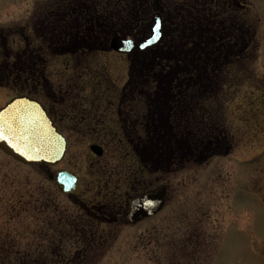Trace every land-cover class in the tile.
Masks as SVG:
<instances>
[{
    "label": "rangeland",
    "instance_id": "rangeland-1",
    "mask_svg": "<svg viewBox=\"0 0 264 264\" xmlns=\"http://www.w3.org/2000/svg\"><path fill=\"white\" fill-rule=\"evenodd\" d=\"M243 1L237 14L253 24L249 58L216 67L223 88L207 86L202 98L195 88L182 95L192 101L190 122L170 114V106L159 133L167 139L162 158L148 134L165 127L152 118L148 101L155 92L153 102L169 105L179 93L150 85L151 70L138 67L142 58L111 50L110 41L90 42L77 53L71 50L78 42L69 52L58 48L42 25L55 0H0V107L20 94L41 98L58 108L69 140L56 165L25 164L0 148V241L13 235L28 247L62 240L65 232V253L85 254L82 264H264V0ZM100 3L107 11L116 0ZM34 50L43 58L31 67ZM207 117L224 120L228 134L220 146L191 155L190 130L200 131ZM60 169L80 176V196L62 191L55 179ZM163 187L162 211L126 218L132 199Z\"/></svg>",
    "mask_w": 264,
    "mask_h": 264
},
{
    "label": "trees",
    "instance_id": "trees-1",
    "mask_svg": "<svg viewBox=\"0 0 264 264\" xmlns=\"http://www.w3.org/2000/svg\"><path fill=\"white\" fill-rule=\"evenodd\" d=\"M121 1H123V5ZM175 3L166 4L164 18L167 32L164 41L150 50L155 53V55L150 54L154 58H143L150 51L147 53L137 52L134 55L136 58H142V63L138 67L151 70L148 77L150 85L155 84L162 90L174 91L173 93H179L178 95L181 97L180 100L175 99L173 104L169 103L168 105L163 101L166 98L162 99L163 102H153V100H158V97L155 96L157 94L154 92L151 102L148 101L149 109L152 114H157L155 118L161 126L163 120L169 119L170 106V114L175 112L176 117H183L184 124L190 122L188 111L192 108V101L188 99V96L185 98L182 95H187V92H190L192 88L197 90V97H201L200 94L206 91L207 86L214 89L223 88L221 86L223 81L220 79L223 72L220 73L216 67L230 61L229 64H232L249 58L247 49L250 46V40L248 35L253 34L251 18L247 14L241 15V18L237 14V10L241 8L233 7L230 0H177ZM55 4L56 6L43 20L42 25L48 35L53 36L54 42H57L55 45L64 49L65 52H69L67 46L72 47L77 42L80 43L78 49L71 51L82 50L83 46L94 41L97 44L96 47L106 46L117 33L146 36L150 32V25L156 12L153 0H116L115 7L112 6L114 8L111 7L107 11L101 8L100 0H55ZM228 10L232 12V15L230 14L226 18ZM229 17L231 20H226ZM89 48L91 49V47ZM35 51L34 54L27 57L29 63H34L30 65L31 67L43 58V54ZM27 65L26 62V66L23 68H26ZM36 68L38 67H35L34 71ZM165 74L168 76H164ZM209 88L208 90H210ZM212 119H214L213 122L210 121ZM202 124L200 131L194 128L190 130L194 143V146L192 144L190 146L192 148H190V152L194 156L201 149L208 150L214 146L218 147L224 135L228 134L224 120L207 117V119H202ZM152 128H149L148 138H156V153L165 158L168 154L167 144H165L167 139H161L162 136L159 133H164L166 127L162 128L160 132L157 131L156 135ZM179 137L178 141L181 140L182 144L184 138ZM184 146L188 147V152H186L190 157L189 145ZM181 158L184 159L183 156L177 157V162L182 160ZM22 202L21 200L19 204ZM64 230L63 228L58 231V234ZM62 234V240L58 241V238L53 236L50 240L48 239L49 241L46 240L47 244L38 240L36 245L30 244L28 247L22 246L20 242L16 243L13 235H10L11 241H0V264L84 263L85 254L79 252L78 255L71 257L65 253L68 249L65 241L66 234L65 232ZM39 236L43 237V232Z\"/></svg>",
    "mask_w": 264,
    "mask_h": 264
},
{
    "label": "water",
    "instance_id": "water-1",
    "mask_svg": "<svg viewBox=\"0 0 264 264\" xmlns=\"http://www.w3.org/2000/svg\"><path fill=\"white\" fill-rule=\"evenodd\" d=\"M159 12L151 25V34L137 41L125 35H115L110 48L131 54L136 49L147 51L157 46L165 36V23L162 12L164 6L156 0ZM157 25L158 31H157ZM158 35V38H156ZM0 147L9 155L26 164H57L66 155L67 137L58 129L44 104L29 95L13 97L0 108ZM92 149L99 155L104 153L101 145H93ZM56 180L65 193L81 194L82 187L79 176L66 169L59 170ZM167 188L157 192L142 194L131 202V210L127 217L135 221L160 212L167 201Z\"/></svg>",
    "mask_w": 264,
    "mask_h": 264
},
{
    "label": "flooded vegetation",
    "instance_id": "flooded-vegetation-1",
    "mask_svg": "<svg viewBox=\"0 0 264 264\" xmlns=\"http://www.w3.org/2000/svg\"><path fill=\"white\" fill-rule=\"evenodd\" d=\"M231 1V3H233V7H240V8H244L246 5H245V3H244V1L243 0H230ZM74 53L76 52L77 53V51H73ZM134 55V54H133ZM147 57V56H146ZM31 96H33V95H31ZM33 97H35V98H38V97H36V96H33ZM39 100H41L42 102H43V104L45 105V107L47 108V110H48V112H49V114H50V116L54 119V121H55V123H56V125L58 126V128L60 129V130H62L61 129V125H60V119H61V116H60V114L58 113V108L55 106H53V105H49V104H47V102L45 101V100H43V99H41V98H38ZM152 118H155V117H152ZM160 125V124H159ZM162 126L164 127V125L162 124ZM169 145V144H168ZM173 146V144L172 143H170V146L169 147H172ZM218 146H220V144L218 145ZM96 212V211H95ZM123 215H124V213H122ZM97 216H98V218H100L101 217V213H98L97 214ZM107 218V219H109V217H106V216H103V218Z\"/></svg>",
    "mask_w": 264,
    "mask_h": 264
},
{
    "label": "snow or ice",
    "instance_id": "snow-or-ice-1",
    "mask_svg": "<svg viewBox=\"0 0 264 264\" xmlns=\"http://www.w3.org/2000/svg\"><path fill=\"white\" fill-rule=\"evenodd\" d=\"M158 27H159V26L157 25V31H158ZM156 38H158V35H157V37H156Z\"/></svg>",
    "mask_w": 264,
    "mask_h": 264
}]
</instances>
